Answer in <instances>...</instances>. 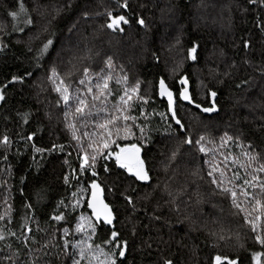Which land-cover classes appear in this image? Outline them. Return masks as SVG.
<instances>
[{"label":"trees","instance_id":"1","mask_svg":"<svg viewBox=\"0 0 264 264\" xmlns=\"http://www.w3.org/2000/svg\"><path fill=\"white\" fill-rule=\"evenodd\" d=\"M21 2L33 21L18 25L23 32L14 29L16 21L8 15L19 12ZM127 5L120 8L118 0H0V88L5 94L0 101V140L5 136L9 140L0 144V264H72V255L78 253L72 244L87 238L74 228L81 213L91 215L86 207L90 189L75 211L58 203L70 205L72 193L88 188L92 179L100 184L112 209L113 223L96 222L91 242L111 251L114 246L103 241L115 230L121 241H127L126 255L120 258L123 264H163L165 259L172 264H214L216 255L253 264L251 253H264L244 214L232 207L229 197L214 194L208 176L218 166L227 177L238 173L236 183L243 186L244 179H251L264 164V4L260 0H127ZM106 9L129 19L122 33L102 27ZM139 19L144 20L143 26ZM49 38L53 45L37 59V49ZM171 39L180 56L163 47ZM194 44L196 59L191 60L187 50ZM170 56L180 58L170 64L164 61ZM65 67L68 75L58 70ZM53 68L69 87L67 107L49 80ZM85 68L91 80L81 85ZM100 74L112 77V95L104 103L93 102L86 94L87 87L100 82ZM13 76L22 79L12 81ZM182 76L201 107L211 106L209 92L216 91L218 110L204 114L182 101ZM161 78L173 92L176 117L186 131L171 119L167 101L159 95ZM137 82L138 95H133L124 112L135 120L121 119L117 124L121 129L127 124L135 135L129 140L115 135L113 139L141 147L149 179L137 180L114 157L98 158L94 168L81 173V148H86L87 139L78 144L68 125H75L78 137L98 133L97 124L118 114L116 105L125 87L131 89ZM77 96L87 104L83 118L75 113ZM188 135L193 141L203 135L206 151L184 144ZM54 144L63 150L48 151ZM33 145L46 151L34 153ZM245 153L257 159L249 160ZM256 174L264 179V173ZM214 175L218 178L219 172ZM248 191L259 195L258 189ZM126 197L132 198L131 204ZM241 202L250 207L247 200ZM61 213L63 220L51 219Z\"/></svg>","mask_w":264,"mask_h":264},{"label":"snow or ice","instance_id":"2","mask_svg":"<svg viewBox=\"0 0 264 264\" xmlns=\"http://www.w3.org/2000/svg\"><path fill=\"white\" fill-rule=\"evenodd\" d=\"M250 3H255L256 0H249ZM262 4H264V0H260ZM120 8H127V0H123L122 3L119 2ZM71 5H69L70 7ZM16 23L13 25L16 31L23 32L25 29L23 27H19V24L23 25H31L33 23L30 16L27 15V11L25 9L24 4L21 2L19 4V12L11 11L8 13ZM85 16L88 13H84ZM105 15L107 16V21L102 27L111 30L112 32H123L124 25H129V19L123 14L114 15V10L106 9ZM137 23L141 26L144 25V20L139 19ZM53 45V40L51 38L47 39L42 46L37 49V59L44 56V54L48 51L49 47ZM249 46L248 42H244V47L247 48ZM197 45H193L190 49L187 50L188 58L191 60H195L196 56L194 55L197 51ZM3 49V46L0 45V50ZM31 50V49H30ZM107 67L109 70L112 69L113 65L111 62V58H108L106 61ZM84 78L79 81L81 85L85 84L86 80H91L90 70L85 68L84 70ZM28 75H31L28 73ZM22 79V77L13 76L12 81H16ZM59 79V83L57 80ZM112 79L111 74L109 75H98L97 82L94 86L87 87L86 94L92 96L93 102L100 100L102 103L106 102L107 97L112 95L111 89L109 88V81ZM125 82L127 81V76L125 75L122 78ZM251 79V78H250ZM49 80L53 84V90L60 94L61 99L63 100L65 106L67 107L69 101L71 99L69 95V87L64 83L63 79L59 78V74L56 69L53 68L51 70V75L49 76ZM180 84L183 86L179 96L182 101H187L189 104H195L197 109H200L204 113H211L217 111V106L215 103V97L217 96L216 91H210L209 95L213 98L210 107H201L199 103H195L193 98L191 97L187 84L188 80L186 77L180 78ZM117 84L121 83V79H117ZM241 84H248V81H241ZM4 88L7 85L3 86ZM240 87V85H237ZM139 90V82H137L136 86L128 89L125 87L124 92L119 97L120 103L116 105V111L118 114H111L109 119H105L102 123L96 125L100 131L98 133L89 134L85 132L83 137H78L76 135V129L74 124H69L68 127L73 130V139L77 140L79 144L81 139H87L86 148H81L83 155L80 157L79 170L81 173L86 172L89 168H94L98 158L102 159H115L117 165L120 168L127 170L128 173L132 174L137 180L147 181L149 179L148 172L145 169V162L141 158V147L137 145V143H124L120 144L116 139H113L115 135L118 139L129 140L130 137L134 136L135 133L132 132L131 127L127 124L123 129L117 126L118 122L123 119L124 121L135 120V117H131L128 115H124V112L127 111L129 106V101L132 100L133 95H138ZM159 95L161 97H167V107L168 111L171 113V119H173L176 125L179 127L181 131H186L182 122L177 119L176 111L174 109V98L173 92L168 88L163 78L159 81ZM5 99V94L3 88H0V101ZM79 103L75 109L76 115H79L81 118L84 116L85 107H87L86 101L79 96L76 97ZM139 99L144 100V97H139ZM93 106H95L93 104ZM70 113L66 112L65 117L67 118ZM25 118H27V114H24ZM162 118L165 117L164 113H160ZM139 127V126H137ZM123 132V135H121ZM141 136L139 139L142 141L145 136L144 128H140ZM32 135L27 137L28 140H32ZM205 137L201 135L195 141L192 140L191 135H188L184 138L183 143L187 145H193L198 148L200 152H205L204 141ZM227 139H232L231 137H227ZM9 143L8 137H3L0 140V144L7 145ZM33 147L34 153L42 154L46 151L43 148ZM59 148L63 150V146L53 145L52 149L48 151L55 150ZM176 153H173V157H175ZM246 156H249V160L257 159V156L249 155L245 153ZM35 160V156L33 157ZM67 163V161H65ZM243 166V165H242ZM250 166V165H249ZM107 170V168H105ZM75 171V170H73ZM219 172V177L217 178L214 173ZM256 173H264V164H261L254 172L251 174V179H244L243 186L236 181L239 179L238 173H233L231 177L226 176L225 171H221L219 167H213L211 171L208 172V176L212 177L211 184L215 186L213 192L214 194H220L225 197H229L231 199L232 207L237 209L238 212L243 213L244 221L251 228V231L255 234V243L264 246V200L261 197H264V179H261ZM97 174L95 171L92 172V176L95 177ZM74 178V177H73ZM65 184L69 182V176L65 175L64 177ZM248 188L258 189L259 195H256L253 192H249ZM90 196L86 200V207L91 209V215L87 216L84 213L77 218V223L75 225L74 231L77 233H84L87 238L84 240L76 241L72 244V247L78 249V253H74L72 255V264H82V261H86V264H123L120 258L125 257L127 241H121L119 239V233L115 230L111 232V237L108 240L103 241L104 244L114 246L111 251H105L104 248L100 244H93L91 242L92 235L96 232V222L102 221L105 225H111L113 223V212L110 206L105 203L104 199L101 197V186L95 179H92L88 188H77V191L72 193L73 199L69 204H64L63 201L58 203V207L63 205L65 208L71 206L72 210L75 211L80 207L82 203H85V197L83 193L89 191ZM243 200H247L249 202L250 207H245L242 202ZM129 204L132 203L131 197H126ZM26 207H31V205H26ZM94 218V220H93ZM0 219H3L0 216ZM51 219L55 221H61L64 219V214L61 213L59 215H54ZM156 219H159L157 217ZM89 232L91 234H89ZM65 235H68L69 229H64ZM15 235L14 233H11ZM0 239H3V235L0 234ZM221 240L224 239L223 236L220 237ZM69 245V241H64L65 249H67ZM77 256L79 258H77ZM101 257H103L101 259ZM251 258L253 264H261L262 260H264V253L260 251H255L251 253ZM238 264V259L229 258L228 256L216 255L214 257V264ZM163 264H172L171 260L165 259Z\"/></svg>","mask_w":264,"mask_h":264},{"label":"rangeland","instance_id":"3","mask_svg":"<svg viewBox=\"0 0 264 264\" xmlns=\"http://www.w3.org/2000/svg\"><path fill=\"white\" fill-rule=\"evenodd\" d=\"M171 41L172 42H169V44H167L166 42H165V46H164V44H163V47H167V49H169V51H171L172 52V55L173 56H180L181 55V51L179 50V48H178V46L176 45V43L173 41V39H171ZM168 51V50H167ZM169 53V52H168ZM165 57L164 58V61H166V62H168V63H170V64H173V62H172V60H179V58L180 57H176V58H174V57ZM182 57V56H181ZM169 60H171V62L169 61ZM178 65V64H177ZM66 69V67L64 68V69H62V68H58V70H59V72H61L62 74H64V75H68V73H69V70H65ZM84 78V77H83ZM87 82L89 81V80H86Z\"/></svg>","mask_w":264,"mask_h":264},{"label":"water","instance_id":"4","mask_svg":"<svg viewBox=\"0 0 264 264\" xmlns=\"http://www.w3.org/2000/svg\"><path fill=\"white\" fill-rule=\"evenodd\" d=\"M182 77H185V76H182ZM159 81H160V79H159ZM159 81H158V91H159ZM180 81V80H179ZM179 84H180V82H179ZM181 85V84H180ZM183 87V86H182ZM187 87H188V90H189V93H190V86H189V83L187 84ZM182 89V88H181ZM165 99H166V101H167V97H164ZM173 98H174V95H173ZM185 103H188L187 101H184ZM174 104H175V100H174ZM192 106H194L195 107V104H191ZM203 108V107H202ZM200 110V109H199ZM201 111V110H200ZM204 113V112H203ZM213 112H211V113H204V114H212ZM91 194V193H90ZM101 197H102V199H104L103 198V196H102V194H101ZM105 201V200H104ZM106 203V202H105Z\"/></svg>","mask_w":264,"mask_h":264}]
</instances>
